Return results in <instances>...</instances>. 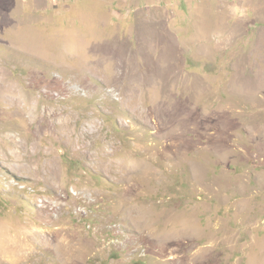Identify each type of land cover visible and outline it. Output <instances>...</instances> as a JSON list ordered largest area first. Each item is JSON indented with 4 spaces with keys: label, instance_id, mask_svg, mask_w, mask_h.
Listing matches in <instances>:
<instances>
[{
    "label": "rangeland",
    "instance_id": "1",
    "mask_svg": "<svg viewBox=\"0 0 264 264\" xmlns=\"http://www.w3.org/2000/svg\"><path fill=\"white\" fill-rule=\"evenodd\" d=\"M0 229L7 264H264V0H0Z\"/></svg>",
    "mask_w": 264,
    "mask_h": 264
},
{
    "label": "bare ground",
    "instance_id": "2",
    "mask_svg": "<svg viewBox=\"0 0 264 264\" xmlns=\"http://www.w3.org/2000/svg\"><path fill=\"white\" fill-rule=\"evenodd\" d=\"M10 10L12 11H14V8L12 9V8H10ZM17 26H18V24H17ZM91 35L92 36H94V33H91ZM72 36V35H71ZM89 38H90V36H89ZM44 39V37L42 36V35H40V34H38V35H35V34H32V40H31V44L29 45L30 46V48H31V51H33V52H35V53H37L40 57H42V59L43 58H45V54H44V50H45V44H43V40ZM26 40V39H25ZM146 40V39H145ZM62 42V41H61ZM60 42V43H61ZM66 42V43H65ZM65 42H63V43H61V48H62V46H63V49H71L72 50V52L74 51V52H77L78 54L77 55H81L82 53H83V51H84V49H85V45H86V39L84 38V37H78L77 39H74V41H65ZM27 45V46H28ZM29 48V49H30ZM60 48V50H62L63 51V49H61ZM86 49H88V47L86 48ZM167 52V51H166ZM106 53V52H105ZM37 55V56H38ZM110 56H112V55H110ZM110 56H107V57H110ZM163 56V55H162ZM79 57V56H78ZM121 57V56H120ZM124 57V56H123ZM166 57V56H165ZM118 58V57H117ZM128 58V57H127ZM130 58V57H129ZM164 58V57H163ZM110 59V58H109ZM116 59V58H115ZM121 59V58H120ZM168 59V58H167ZM112 60V59H111ZM111 60H109V61H111ZM118 60H119V58H118ZM122 60H124V58H122ZM121 60V61H122ZM102 61V60H101ZM132 61V60H131ZM104 63V62H103ZM162 63V62H161ZM82 64H84V62L82 61V57H81V61H79V63H78V65L79 66H81ZM125 64V63H124ZM131 64V63H130ZM118 65V64H117ZM116 65V66H117ZM104 66V65H103ZM127 66H128V64H127ZM162 66V65H161ZM109 67V66H108ZM167 67V66H166ZM169 68V67H168ZM111 69V68H110ZM162 69V68H161ZM130 70V69H129ZM128 70V71H129ZM111 72H113V71H111ZM117 72V71H116ZM129 72H132V71H129ZM110 73V72H109ZM114 73H115V71H114ZM129 74V73H128ZM117 78V77H116ZM118 80V79H117ZM244 88H242V90H243ZM256 89H259L260 90V88H258V87H256ZM1 233H3L4 235H5V233H4V231L3 230H1L0 229V237H2V236H4V235H2ZM5 236H7V235H5ZM2 238H4V237H2ZM7 238H5V240H1V238H0V264H7V262L6 261H3L4 259H3V257H2V251H6L5 253L7 254V253H9L10 255L12 254L13 256H14V253H15V251H16V247L14 246V245H12V244H8V242L6 243V240ZM4 254V253H3ZM6 257V256H5ZM11 258H12V256H10ZM8 259V258H7ZM8 264H10V262H8Z\"/></svg>",
    "mask_w": 264,
    "mask_h": 264
}]
</instances>
